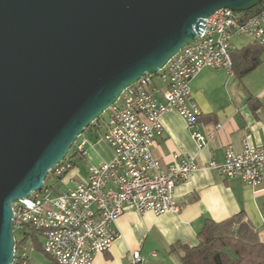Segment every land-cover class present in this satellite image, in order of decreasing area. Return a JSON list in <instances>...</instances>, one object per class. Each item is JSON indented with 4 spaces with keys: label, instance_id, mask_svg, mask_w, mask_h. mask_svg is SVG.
Here are the masks:
<instances>
[{
    "label": "water",
    "instance_id": "obj_1",
    "mask_svg": "<svg viewBox=\"0 0 264 264\" xmlns=\"http://www.w3.org/2000/svg\"><path fill=\"white\" fill-rule=\"evenodd\" d=\"M263 0H0V264L14 205L41 190L123 91L159 73L221 8Z\"/></svg>",
    "mask_w": 264,
    "mask_h": 264
},
{
    "label": "built area",
    "instance_id": "obj_2",
    "mask_svg": "<svg viewBox=\"0 0 264 264\" xmlns=\"http://www.w3.org/2000/svg\"><path fill=\"white\" fill-rule=\"evenodd\" d=\"M204 21L198 40L183 47L159 72L167 84L164 102L157 100L151 88L153 76L146 75L126 88L114 104L104 133L114 150L112 159L90 164L87 178L74 188L55 193V183H45L15 203V230L27 224L40 229L44 252L56 264H94L98 253L112 248L118 237L114 223L129 205L157 214L180 211L173 193L179 183L189 181L198 165L185 153L175 155V161L164 167L153 154L155 139L164 130V114L176 109L194 128L197 146L205 147L207 135L195 128L202 110L193 96L191 80L205 67L232 70L235 34L264 45V9L242 21L239 12L221 8ZM89 142L87 135L78 139L77 150L82 155ZM70 165V161L61 162L52 175L62 176ZM210 166L228 177L259 185L264 182V145L255 146L246 137L241 151L229 145L225 160ZM33 250L25 246L22 254ZM132 261L143 262L140 252L132 253Z\"/></svg>",
    "mask_w": 264,
    "mask_h": 264
},
{
    "label": "crops",
    "instance_id": "obj_3",
    "mask_svg": "<svg viewBox=\"0 0 264 264\" xmlns=\"http://www.w3.org/2000/svg\"><path fill=\"white\" fill-rule=\"evenodd\" d=\"M232 40L238 49L255 42L239 34ZM191 87L202 110L195 128L207 135V145L199 148L192 137L194 128L176 109H171L164 114L163 133L152 147L164 167L175 161V155L185 153L191 154L198 165L189 181L179 183L173 193L180 211L157 214L127 206L114 223L118 237L112 248L98 253L94 264H133L135 251L143 258L139 264H179L183 253L179 245H197L208 220L220 222L239 213H244L264 241V182L250 185L210 166L213 161L225 160L229 145L241 151L246 137L255 146L264 145V54L261 64L242 77L226 68L205 67L191 80ZM151 88L157 100L164 102L167 84L155 76ZM102 129L101 143L94 141L95 131L90 132L86 154L72 158L75 163L82 159L87 164L84 171L76 164L68 172L76 185L87 178L90 164L101 165L114 157L104 137L106 126Z\"/></svg>",
    "mask_w": 264,
    "mask_h": 264
},
{
    "label": "trees",
    "instance_id": "obj_4",
    "mask_svg": "<svg viewBox=\"0 0 264 264\" xmlns=\"http://www.w3.org/2000/svg\"><path fill=\"white\" fill-rule=\"evenodd\" d=\"M263 9L264 0L251 9L239 12V17L243 21ZM247 49L249 50L246 51ZM263 54L264 45L257 41L248 48H235L232 50L233 67L231 72L234 71L240 77L248 74L261 64ZM158 75L159 73L154 74L153 78ZM109 110L111 113L112 108ZM102 119H104L103 116L92 123L82 136L89 131L99 132L97 124ZM105 120L107 121L108 118ZM76 144L72 146L63 161H70V167L62 176L56 177L57 180L65 178L68 172L76 166L72 160L74 156L83 157L77 150ZM54 191L55 193L61 192L58 190L57 183H55ZM15 233L17 238L16 259L13 264H34L31 252L27 256H23V247L33 246L34 251L44 252L41 230L27 224L21 229H16ZM198 237L199 242L195 246L179 245L183 252L179 264H264V241L261 239L259 231L246 220L244 213H239L220 222L208 220ZM173 247L176 249V246ZM54 263L56 262L54 261Z\"/></svg>",
    "mask_w": 264,
    "mask_h": 264
},
{
    "label": "rangeland",
    "instance_id": "obj_5",
    "mask_svg": "<svg viewBox=\"0 0 264 264\" xmlns=\"http://www.w3.org/2000/svg\"><path fill=\"white\" fill-rule=\"evenodd\" d=\"M110 115V110H107L104 114H103V118L101 120V122H99L98 124V128L100 129L99 132H95L94 136L97 138H94V141H98L101 143V132H102V128L105 127V123L107 118H109ZM94 132V131H91ZM85 135H89L90 136V131L88 133H85ZM79 161H76L77 167L84 171L87 167L86 162H82V159H78ZM52 173V172H51ZM50 173V176L46 179V183L48 184H53V183H57L58 185V190L61 192L67 191L71 188H73L76 184V179L75 178H71L70 179V174L67 175L65 178H62L60 180H57L56 177L52 176V174ZM31 258L33 259V263L34 264H56L54 263V260L48 256L46 253L42 252V251H31Z\"/></svg>",
    "mask_w": 264,
    "mask_h": 264
},
{
    "label": "bare ground",
    "instance_id": "obj_6",
    "mask_svg": "<svg viewBox=\"0 0 264 264\" xmlns=\"http://www.w3.org/2000/svg\"><path fill=\"white\" fill-rule=\"evenodd\" d=\"M46 183V182H45Z\"/></svg>",
    "mask_w": 264,
    "mask_h": 264
}]
</instances>
